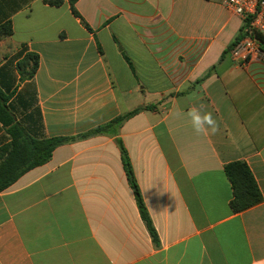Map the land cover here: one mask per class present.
<instances>
[{"label": "crops", "instance_id": "0c3cea01", "mask_svg": "<svg viewBox=\"0 0 264 264\" xmlns=\"http://www.w3.org/2000/svg\"><path fill=\"white\" fill-rule=\"evenodd\" d=\"M0 0V92L34 141L75 138L0 192V264L264 262V59L240 64L244 21L224 0ZM87 24L91 30L85 26ZM27 53L39 68L24 79ZM184 113L219 123L197 135ZM142 110L107 133L79 138ZM12 136L0 121L1 149ZM130 158L155 243L122 162ZM244 161L263 201L233 213L224 167Z\"/></svg>", "mask_w": 264, "mask_h": 264}, {"label": "trees", "instance_id": "16d2710c", "mask_svg": "<svg viewBox=\"0 0 264 264\" xmlns=\"http://www.w3.org/2000/svg\"><path fill=\"white\" fill-rule=\"evenodd\" d=\"M44 3L59 7L68 2L71 12L74 16L80 17L79 13L76 10V3L79 0H43ZM87 29L91 30L90 27L85 24ZM12 33L11 24H5L0 28V35H10ZM253 35L260 42L261 48L264 51V37H262L257 32L253 31L249 27V22L244 23L242 28V34L236 40L232 47L236 45L238 41L242 38ZM39 56L35 53H27L23 59H21L18 64V70L20 71L22 77L26 79H31L35 76L39 68ZM7 98L0 92V121L8 127V131L12 136V142L1 149V153H6L7 157L3 162L0 163V192L6 190L10 187L21 175L31 168L42 165L50 160L54 150L65 143H69L75 138H52L45 141H34L27 138L23 131L15 124V120L11 112L9 111L7 105ZM156 105L142 106L137 109H134L128 112L125 115L117 117L112 122L99 126L94 130H91L79 138H87L90 136L107 133L114 126H120L124 121L136 115L142 110H154ZM121 151H122V162L128 182L134 192L137 206L140 212V215L152 236V239L155 243H158V235L153 226L152 220L149 216L148 210L144 203V200L141 195L140 188L136 181L132 164L128 153L120 142ZM224 172L228 178L233 196L229 203L230 208L233 213L244 212L263 201L262 193L259 189V186L256 182V179L250 170L248 164L244 161H235L229 164H226L224 167Z\"/></svg>", "mask_w": 264, "mask_h": 264}, {"label": "built area", "instance_id": "2783aa9c", "mask_svg": "<svg viewBox=\"0 0 264 264\" xmlns=\"http://www.w3.org/2000/svg\"><path fill=\"white\" fill-rule=\"evenodd\" d=\"M224 5L249 22L251 30L264 37V0H224ZM232 57L240 64L251 60L264 59V51L255 36L248 35L236 43L232 49Z\"/></svg>", "mask_w": 264, "mask_h": 264}, {"label": "clouds", "instance_id": "9594fccd", "mask_svg": "<svg viewBox=\"0 0 264 264\" xmlns=\"http://www.w3.org/2000/svg\"><path fill=\"white\" fill-rule=\"evenodd\" d=\"M170 114L176 117L186 115L190 119L193 131L197 135L211 136L219 132L220 127L217 119L213 114L203 110V105L193 106L186 113H184L177 105H173ZM264 264V262H261Z\"/></svg>", "mask_w": 264, "mask_h": 264}]
</instances>
